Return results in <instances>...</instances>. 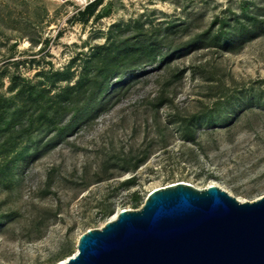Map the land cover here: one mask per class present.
<instances>
[{
    "label": "rangeland",
    "instance_id": "obj_1",
    "mask_svg": "<svg viewBox=\"0 0 264 264\" xmlns=\"http://www.w3.org/2000/svg\"><path fill=\"white\" fill-rule=\"evenodd\" d=\"M251 18L234 50L190 44ZM143 44L155 54L121 59ZM97 77L111 93L136 80L81 122L63 115L60 137L12 123L30 87L51 103ZM181 182L264 196V0H0V264H56Z\"/></svg>",
    "mask_w": 264,
    "mask_h": 264
},
{
    "label": "water",
    "instance_id": "obj_2",
    "mask_svg": "<svg viewBox=\"0 0 264 264\" xmlns=\"http://www.w3.org/2000/svg\"><path fill=\"white\" fill-rule=\"evenodd\" d=\"M64 264H264V196L241 202L183 182L155 189L83 233Z\"/></svg>",
    "mask_w": 264,
    "mask_h": 264
},
{
    "label": "trees",
    "instance_id": "obj_3",
    "mask_svg": "<svg viewBox=\"0 0 264 264\" xmlns=\"http://www.w3.org/2000/svg\"><path fill=\"white\" fill-rule=\"evenodd\" d=\"M258 23L259 21L256 18L248 19L246 23L236 20V25L232 27V32L222 31L221 33H214L212 30H209L204 34L196 35L190 44L196 42V47H199L206 41H209V45L214 43L213 41H216V44L220 48L226 49L229 45L228 49L234 50L240 44L241 37H243L242 39H248L252 36L253 28ZM187 47L172 50V52L186 51L188 49ZM156 49L157 46L153 44H143L137 50L125 51L121 59L126 61L129 55L137 59H142L147 57L151 51L155 54L154 51ZM135 80L133 78L130 83L119 85L116 87L114 93H111L110 87L106 84L105 79L98 77L90 78L77 91L70 92L68 96L62 95L58 100L52 101L51 103L45 101L44 94L36 89V87H30L29 94L26 92L21 94L20 101L22 105L14 110L12 123L21 125L19 132L23 133V137L27 136L31 138L38 131H48L49 133L58 131V137H60L72 127V125H66L61 130L57 128L62 123L63 115L77 111L79 120L74 123L81 122L91 113V110H95L100 106L101 100L106 96L109 97L114 94L117 97H122ZM134 201L137 203L136 207H138L141 202V195L139 193L135 194Z\"/></svg>",
    "mask_w": 264,
    "mask_h": 264
},
{
    "label": "bare ground",
    "instance_id": "obj_4",
    "mask_svg": "<svg viewBox=\"0 0 264 264\" xmlns=\"http://www.w3.org/2000/svg\"><path fill=\"white\" fill-rule=\"evenodd\" d=\"M210 185H216V184H210ZM239 199V198H238ZM241 202H245V200H242V199H239ZM112 218H116V213L112 216ZM76 252H77V250H76ZM76 252L74 253V254H76ZM73 254V255H74ZM72 255V256H73ZM70 257H68V258H66V259H63V260H61V261H59V262H57L56 264H64L68 259H69Z\"/></svg>",
    "mask_w": 264,
    "mask_h": 264
}]
</instances>
